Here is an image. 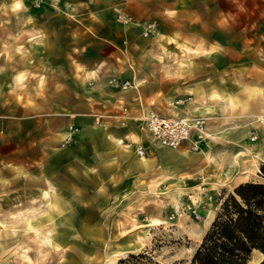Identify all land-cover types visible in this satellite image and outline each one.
Here are the masks:
<instances>
[{
	"label": "crops",
	"instance_id": "0c3cea01",
	"mask_svg": "<svg viewBox=\"0 0 264 264\" xmlns=\"http://www.w3.org/2000/svg\"><path fill=\"white\" fill-rule=\"evenodd\" d=\"M5 2L0 209L39 200L40 211L61 221L63 235L56 242L62 243L89 228L97 234L90 238L79 230L76 237L108 242L106 213L124 200L127 210L138 212L161 197L184 196L201 215L209 213L208 223L216 208L212 202L232 171L223 165H235L248 149L249 117L255 143H264V77L247 82L232 75L246 63L244 46L238 50L232 39L215 37L194 44L191 60H183L187 65L179 58L159 62L150 57L152 49L145 61L140 46L130 43L140 28L111 12L94 11L87 20L83 13L29 10L30 0ZM259 29L257 47L263 49ZM258 60L264 65V56ZM125 80L129 85L122 88ZM249 85L261 92L251 107L242 108ZM227 95L239 101L231 104ZM148 110L207 120L203 132L192 130L189 139L170 148L152 139L143 120ZM67 135L71 140L64 142Z\"/></svg>",
	"mask_w": 264,
	"mask_h": 264
},
{
	"label": "rangeland",
	"instance_id": "374dc122",
	"mask_svg": "<svg viewBox=\"0 0 264 264\" xmlns=\"http://www.w3.org/2000/svg\"><path fill=\"white\" fill-rule=\"evenodd\" d=\"M5 1L0 0V12L8 9L9 4ZM33 9L64 11L72 16L83 13L87 20L94 11L111 12L132 29L140 28L139 34L135 30L130 43L140 46L145 61L149 58V49H152L150 57L159 62L176 58L190 61L194 44H206L208 39L215 37L221 40L230 38L238 50L244 46L243 53L247 55L246 63L243 62L246 67L233 71L232 75L239 73L247 82L264 77V65L258 60L259 56H264V47H257L260 43L257 29L264 31V0H30L29 10ZM261 42L264 44V40ZM248 88H256V94L250 96L246 92ZM243 92L249 108L261 90L249 85ZM249 119L246 124L248 149L235 165H223L224 169L232 171L226 173L229 177L225 176L223 180L227 183L217 202H212L216 208L208 223L205 221L209 213L201 215L197 212L198 206L184 196L161 197L138 212L133 206L127 210L129 203L124 200L106 213L105 236L108 242H82V237H76L82 229L77 228L73 236H67L70 241L62 243L56 242L63 235L59 231L61 221L40 211L39 200L28 199L20 205L0 209V222L4 225L0 229V264H189L222 200L233 192L236 182L262 180L260 168L264 164V143H255L251 125L254 117ZM213 198L207 197L209 202ZM156 219L160 221H153ZM71 221V224L75 223ZM82 231L89 233L90 238L97 234L90 228ZM50 236H53L52 243L48 241ZM137 253H145L147 257L130 258V254ZM258 257V252H252L249 263L254 264Z\"/></svg>",
	"mask_w": 264,
	"mask_h": 264
},
{
	"label": "trees",
	"instance_id": "16d2710c",
	"mask_svg": "<svg viewBox=\"0 0 264 264\" xmlns=\"http://www.w3.org/2000/svg\"><path fill=\"white\" fill-rule=\"evenodd\" d=\"M260 172L262 180L241 182L222 200L189 264H250L254 251L262 255L257 264H264V164Z\"/></svg>",
	"mask_w": 264,
	"mask_h": 264
},
{
	"label": "built area",
	"instance_id": "2783aa9c",
	"mask_svg": "<svg viewBox=\"0 0 264 264\" xmlns=\"http://www.w3.org/2000/svg\"><path fill=\"white\" fill-rule=\"evenodd\" d=\"M38 2V0H34ZM129 82L123 81L121 87H127ZM123 117L128 118L129 113L127 108L123 107ZM145 126L150 132L152 139L161 146L170 148L178 147L183 141L189 139L192 130L203 132L205 127V117H164L158 114L154 110H148L143 116ZM72 128V127H70ZM71 140V137L67 135L64 142ZM139 155L143 154L141 147L137 148Z\"/></svg>",
	"mask_w": 264,
	"mask_h": 264
},
{
	"label": "bare ground",
	"instance_id": "6f19581e",
	"mask_svg": "<svg viewBox=\"0 0 264 264\" xmlns=\"http://www.w3.org/2000/svg\"><path fill=\"white\" fill-rule=\"evenodd\" d=\"M259 91V90H258ZM246 92L247 93H249L250 94V96H253V95H255L256 94V92H257V89L256 88H248L247 90H246ZM248 94V95H249ZM228 96V99H229V103L231 102V104L232 103H236L237 102V100H236V98L234 97V96H232V95H227ZM247 106V104H246V102H243L242 103V108H245ZM241 108V109H242ZM230 110V109H229ZM53 205V204H52ZM57 208V207H56ZM53 210V209H52ZM153 221H155V222H159L160 220H158V219H156V220H153ZM28 224H29V222H28ZM30 225V224H29ZM4 227V225L0 222V229L1 228H3ZM30 228H31V225H30ZM53 236H50L48 239V241L50 242V243H52V240H53V238H52ZM53 247V246H52ZM261 257H262V255H260V257H258V258H255L254 259V261H253V263L254 264H257L258 262H259V260L261 259Z\"/></svg>",
	"mask_w": 264,
	"mask_h": 264
}]
</instances>
